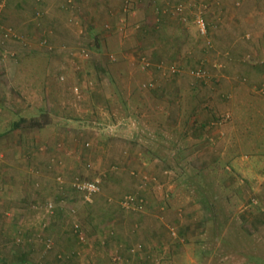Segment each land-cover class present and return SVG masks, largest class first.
Masks as SVG:
<instances>
[{
	"label": "rangeland",
	"instance_id": "374dc122",
	"mask_svg": "<svg viewBox=\"0 0 264 264\" xmlns=\"http://www.w3.org/2000/svg\"><path fill=\"white\" fill-rule=\"evenodd\" d=\"M8 3L9 0H0V10ZM243 3L246 4V1L234 0L233 6L240 7ZM251 7L258 21L252 25L253 28L238 33L239 43L243 44L238 63H232L231 56H225L224 49L216 52L218 56L212 63L211 60L203 63L196 61L193 55L189 56V62H166L165 58L153 62L145 49L136 43V33L132 34L131 31L112 32L108 48L105 47L106 54L104 48L90 40L89 32L84 28L76 27L60 36L63 40L59 46H65V51L71 53L77 51L73 49L79 50L78 54L73 52L70 55L74 59L71 69L73 76L84 78L86 69L95 73L94 76L86 75L87 87L95 82L100 83L109 93L107 106L113 118L126 115L134 120L131 119L133 125L130 122L129 127L125 126L121 137L113 120L102 127L108 138L120 144L124 140L128 142L123 150L124 156L130 154L129 151L133 150L131 145L134 146L135 157L132 160L134 167L127 168V189L109 192L110 201L104 200L111 207L137 213L142 205L145 206L142 209L146 208V196L157 193L154 199L160 200V207L167 210L165 224L159 225L165 233V240L156 246L139 240L135 255L138 264H143L144 259L146 264H247L250 256L253 257L250 259L252 263L248 264H255L264 259V239L255 238V235L260 236L254 232L255 227L250 222H243V215L248 212L251 215H264V190L259 193L255 190L260 185L258 162L246 166L247 172L244 173V161L256 155L249 156L242 151L238 158L240 161L234 168L230 165L231 160L223 171L218 170L222 163L227 162L226 154L233 136L243 150L242 138L250 130L255 132L259 115H262L264 122V0H254ZM207 10L204 8L195 19V22L200 19L205 23L206 33L198 32L195 23L192 33L198 39L196 45L211 49L215 38L213 28L208 27ZM67 34L68 39L65 38ZM17 37L16 34L13 38ZM127 50L129 52L125 54ZM33 60L39 62L37 58ZM25 65L29 67V64ZM38 74L33 73V77L38 78L35 80L37 86L44 81L42 73L41 76ZM82 78L78 82L75 80L76 88L81 85L78 83ZM84 146L90 148L91 143L88 141ZM251 147L253 145L249 143L246 149L251 151ZM241 159L244 161L241 162ZM92 162L87 160L85 164L89 167ZM107 166L109 169L104 172L105 175L68 178V175L66 177L59 173L51 176L52 182L55 177L57 184L72 189L77 182L75 180L95 182L100 186L95 194L97 196L104 189V176L110 175L111 169L120 164L114 161ZM199 181L209 193L206 196H215L213 212H209L200 200L204 188L197 184ZM59 190V187L43 190L39 199H35V191L24 192L25 205L4 208L0 212V264H74L73 256H81L82 264H115L112 261L114 256L98 248L101 244L98 242L99 235H90L91 228L85 223L95 196L86 202L74 189L68 195L70 197H61L65 217L63 226L74 247L82 251L84 244L73 236V229L69 227L73 217L70 219L67 213L71 208V213L78 211L76 219L80 221L79 229L84 227L83 232H87L86 244L92 245L89 251L84 249L77 255L78 252L57 250L52 236L34 239L35 233L45 235L47 227L52 225L48 222L55 215L53 197L60 194ZM127 197H130L131 204L124 206ZM252 199L256 204L251 203ZM100 201L98 204H104ZM49 204L53 205L50 212L47 208ZM208 220H211V224ZM148 223L136 220L133 229L149 233L154 226L150 221ZM245 232H249L251 237L246 238ZM46 243H49V249ZM115 260L118 264H126L121 257L116 256Z\"/></svg>",
	"mask_w": 264,
	"mask_h": 264
},
{
	"label": "crops",
	"instance_id": "0c3cea01",
	"mask_svg": "<svg viewBox=\"0 0 264 264\" xmlns=\"http://www.w3.org/2000/svg\"><path fill=\"white\" fill-rule=\"evenodd\" d=\"M233 1L9 0L8 6L0 10V212L4 208L13 209L17 205H25L24 192L35 191L34 197L39 199L43 190L59 187L60 194L53 197L55 215L48 222L52 225L47 227L45 235L35 233L34 239L52 236L57 250L78 252L77 255L84 249L89 251L92 245L90 247L86 243L82 251L74 247L63 226L65 217L61 197H70L68 195L73 189L57 184L55 177L52 182L51 176L61 173L66 177L68 175V178L76 175L94 178L100 174L105 175L104 172L109 169L107 164L118 161L120 166L110 168V175L104 176L102 192L92 198L94 203L85 221L92 230L90 235H99L98 242L101 244L98 248L114 256L112 261L115 264H118L116 256L121 257L126 264H138L135 255L138 253L137 242L141 239L153 246L163 242L165 233L159 225L165 224L164 219L168 213L160 207L162 202L154 199L157 193L155 196H146V208L142 209V205L137 213L111 207L104 200L110 201L109 192L127 189V170L134 167L132 160L135 157L134 146L131 145L132 152L130 150V154L124 156L123 150L128 142L124 140L120 144L108 138L102 127L113 120L121 137L125 126L129 127L130 122L133 125L134 120L126 115L113 118L107 106L109 93L105 92L104 86L95 82L87 87L86 75L94 76L95 73L86 67L84 78L81 76L83 80L78 83L81 84L78 93L75 92V80L78 82L81 78L80 75L73 76L71 69L74 59L70 55L73 52L78 54L79 50L73 49L77 51L72 50L71 53L65 51V46H59L63 40L60 36L76 27L84 28L89 32L90 40L105 49L108 48L112 32L131 31L132 34L136 33L139 40L135 37L136 43L145 49L146 55L153 62L161 58H165L166 62H189V56L193 55L196 61L203 63L211 60L212 63L218 56L216 52L224 49L225 56L230 55L232 63H238L243 45L239 43L238 33L253 28L258 18L251 7L254 0H245L246 4L240 7H234ZM180 7L182 9L178 12ZM204 8L208 9V27L213 28L215 38L211 49L196 45L198 39L192 33L196 16ZM14 32L17 38H13L16 37ZM65 38L68 39L69 35ZM194 46L195 50L189 51ZM104 52L107 53L106 49ZM127 52L129 50L124 51L125 54ZM34 58L39 59V62ZM25 64H29V67ZM34 72L39 73V76L42 73L44 81L40 86L35 84L38 78H34ZM88 141L91 147L84 148ZM238 158L232 160V168L240 161ZM87 160H93L89 167L85 164ZM255 162H258V171L261 172L258 180L260 185L255 189L259 193L264 190V155L257 154L245 160L244 173L247 172L246 166ZM129 182L133 185V182ZM134 186L136 189L135 183ZM100 199L103 206L98 204ZM72 211V208L67 211L70 219L73 217L69 227L73 229V236H77L80 221L76 216L79 212ZM243 216V222L252 223L254 232L260 235H255V238L264 239V215H251L248 212ZM136 220L147 224L150 221L154 227L144 234L133 229ZM81 234L87 240V232L82 231ZM72 259L74 264L84 263L81 256H73ZM145 260L143 264H146ZM262 263L264 259L255 264Z\"/></svg>",
	"mask_w": 264,
	"mask_h": 264
},
{
	"label": "trees",
	"instance_id": "16d2710c",
	"mask_svg": "<svg viewBox=\"0 0 264 264\" xmlns=\"http://www.w3.org/2000/svg\"><path fill=\"white\" fill-rule=\"evenodd\" d=\"M256 113V112H255ZM253 116H255V114H253V112L251 113ZM260 116V121L258 120V124L255 125L256 123H252L254 124L255 126V132H253L252 130L248 131V133L245 134L246 137H243L242 138V146L244 147L243 150L241 148H239V145H237V139L235 138V136H233L232 138V142H231V145H230V149L228 151V154H226L227 156V162L225 163H222L220 165V167H218L219 169L218 170H224L225 168V165L226 164H229L231 160L239 157L242 153V151H244L247 155L249 156H252V155H264V122H263V119H261L262 115H259ZM250 120V119H249ZM251 122H255L256 120H250ZM237 141V142H236ZM250 143V145H253V150L250 151V149H246V147L248 146V144ZM241 146V147H242ZM245 149V150H244ZM251 153V154H250ZM218 163V162H217ZM216 163V164H217ZM215 164V165H216ZM200 187L202 186L204 189L202 191V194H201V202L205 204V207H207V209L209 210V212H213V209L215 208V205H216V200L214 199L215 196H211V197H208L206 196L207 194H209L208 192H206V187L205 185L202 184V182H198L197 183ZM212 195V194H211ZM216 214V212H215ZM211 220L209 221L208 220V223H210ZM211 224V223H210ZM80 227V226H79ZM84 227L81 226L80 230L83 231ZM246 231V230H245ZM86 231H84L83 233H85ZM247 234L246 238H249L251 237L249 232L245 233ZM84 235V234H83ZM78 238V237H77ZM86 238H85V243H86ZM82 244H84V242H81ZM253 258L252 256H250L249 261L250 259ZM264 264V263H262Z\"/></svg>",
	"mask_w": 264,
	"mask_h": 264
},
{
	"label": "built area",
	"instance_id": "2783aa9c",
	"mask_svg": "<svg viewBox=\"0 0 264 264\" xmlns=\"http://www.w3.org/2000/svg\"><path fill=\"white\" fill-rule=\"evenodd\" d=\"M181 9H182L181 7L178 8V9H177L178 12H180ZM196 25L198 26V28H199L198 30H199V32H200L201 34H205V33H206V31H207L206 28H207V27H206V25H205V23H204L203 21H201L200 19H197V20H196ZM81 52L83 53L84 51L81 50ZM143 65H144V64H143ZM74 90H75V92L78 93L79 88L77 87V88H75ZM145 179H146V178H145ZM75 181H77V182L73 184V189L75 190V192H76L79 196H81V198L83 199V201L90 202L91 198H92L96 193L99 192V187H100V186H98V184L95 183V182H88V181L83 182V181H80V180H75ZM130 200H131L130 197H127V198L125 199V202H124L123 205H124V206H129L128 204H129V203L131 204ZM251 203H253V204L255 203V204H256V202H255L254 199L251 200ZM52 206H53L52 204L47 205V208H48L49 212H50V210L52 209ZM77 237L79 238V241H80V242H84V241H85V236H84L83 234H81V232H78ZM84 243H85V242H84ZM45 246L47 247V249H49V247H50L49 243H46Z\"/></svg>",
	"mask_w": 264,
	"mask_h": 264
}]
</instances>
